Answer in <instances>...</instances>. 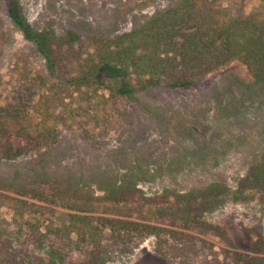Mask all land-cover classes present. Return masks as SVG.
Here are the masks:
<instances>
[{
  "label": "trees",
  "instance_id": "trees-1",
  "mask_svg": "<svg viewBox=\"0 0 264 264\" xmlns=\"http://www.w3.org/2000/svg\"><path fill=\"white\" fill-rule=\"evenodd\" d=\"M7 1L9 19L40 60L35 67L34 86L39 92L32 103L34 118L22 101L0 104V209L10 212L0 215V264H99L112 255L127 258L145 239H150L160 259L196 264L192 258L205 247L202 238L185 230L194 229L198 223L194 220L187 218L188 224L179 227L156 225L95 215L75 204L100 191L102 197L117 199L121 192L133 190L144 181L148 160L140 147L127 156L122 144V154L114 158L117 167L124 168L121 174L110 176L93 163L65 174L56 164L53 167L63 129L47 123L56 95L55 49L61 47L76 67L71 82L97 85L107 92L106 98L125 103L127 117L137 112L160 130L161 143L174 147L163 158L162 170L211 163L220 171L213 174H240L234 186L220 177L185 189L178 196L184 208L190 206L189 197L219 201L232 190L239 196L264 190V20L229 19L220 0H172L132 19L119 33L81 34L52 17L30 22L18 0ZM82 35L88 51L73 47ZM232 60L245 66L251 78L248 83L231 77L226 86H217L213 80L202 97L177 106L160 103L154 96L158 88L196 89ZM29 131L36 144L30 148L34 153L25 155V146L16 139ZM80 135L87 139V129L82 128ZM238 151L251 153L250 158L242 163ZM229 154L231 161L224 162L222 158ZM238 163L244 166L228 172ZM48 199L72 202L65 205L70 209L65 219L35 217L34 212L45 209L40 202ZM250 232L243 227V239L251 241Z\"/></svg>",
  "mask_w": 264,
  "mask_h": 264
},
{
  "label": "rangeland",
  "instance_id": "rangeland-1",
  "mask_svg": "<svg viewBox=\"0 0 264 264\" xmlns=\"http://www.w3.org/2000/svg\"><path fill=\"white\" fill-rule=\"evenodd\" d=\"M171 1L18 0L28 21L41 23L52 17L81 34L90 30L119 33L130 25L132 19L151 13ZM7 3V0H0V104L22 101L26 104L25 111L33 119L35 113L32 111V103L36 92H39L34 86L35 67L40 57L9 19ZM220 5L229 19L264 20V0H220ZM73 47L82 51L90 50L83 35ZM65 55L61 47L55 49L57 65L53 74L56 95L51 101L53 115L47 123L55 122L63 129L62 142L53 154V167L56 168V164L59 173L65 174L68 169L76 171L87 163H93L110 176L121 174L124 168L120 165L117 167L114 158L121 153L123 144L127 156L135 153L138 147L144 150L149 169L142 183L137 184L133 190L121 192L117 199L108 195L102 197L103 191H100L92 199L75 204L95 215L117 216L164 226L187 225L188 222H184L188 218L198 223L193 225L194 229L190 226L184 229L204 240L205 248L201 254L192 258L196 264H264V190L255 189L240 196L232 190L233 194L230 192L219 197V201L212 197L209 200L207 196H204L203 202L200 196L195 199L189 197L190 206L183 208L178 196L192 185L201 187L222 177L226 183L234 186L235 178L240 174H213L220 171L219 167L211 163L203 167L190 166L184 170H162L163 158L173 153L172 144H162L160 130L143 115L132 112L127 117L128 110L122 100L106 98L107 92L97 85L71 82L69 77L75 75L76 67ZM231 77L246 83L251 80L245 66L232 60L217 68L196 89L184 91L158 88L154 96L160 103L177 106L184 101L202 97L213 80L217 86H226ZM82 128L87 129V139L80 135ZM31 135L29 131L21 139H16V142L25 146V155L34 153L30 148L36 144V140ZM235 154L236 157L239 155L237 158L243 163L250 158L251 153L246 155L238 151ZM231 158L229 154V157L225 156L222 160L230 162ZM239 163L227 169L228 172L244 166ZM49 200L40 202L45 209L41 214L34 212L35 217L53 219L54 216L65 219L66 213L70 211L65 205L72 202ZM9 214L6 208L0 209L1 216ZM243 227L252 230L251 241L243 239ZM99 264L172 263L160 259L152 251L150 239H145L127 258L112 255L108 261Z\"/></svg>",
  "mask_w": 264,
  "mask_h": 264
}]
</instances>
